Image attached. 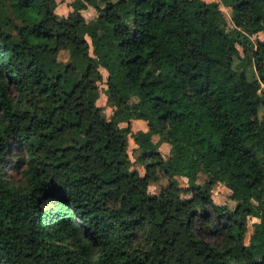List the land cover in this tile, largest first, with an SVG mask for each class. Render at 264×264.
<instances>
[{
	"label": "trees",
	"instance_id": "1",
	"mask_svg": "<svg viewBox=\"0 0 264 264\" xmlns=\"http://www.w3.org/2000/svg\"><path fill=\"white\" fill-rule=\"evenodd\" d=\"M57 5L0 0V264H264V40L249 38L264 32V0H73L66 16ZM236 44L252 77L233 68ZM217 183L234 210L213 202ZM202 224L228 246L199 238Z\"/></svg>",
	"mask_w": 264,
	"mask_h": 264
},
{
	"label": "rangeland",
	"instance_id": "2",
	"mask_svg": "<svg viewBox=\"0 0 264 264\" xmlns=\"http://www.w3.org/2000/svg\"><path fill=\"white\" fill-rule=\"evenodd\" d=\"M73 0H57V4L59 5L56 9V12L59 16H66L70 11V3ZM206 2L211 1H217V0H204ZM220 8L223 12V15L226 19V30H232L234 28L231 19H230V13L231 9L228 7H225L223 5H220ZM81 14L86 18V20L92 19L94 16H96V11L93 7L89 6L87 9L82 10ZM250 40H264V32H258L255 34H252L249 36ZM89 40V38H87ZM90 42V41H89ZM237 49L239 50V55L234 58L233 60V68L237 71L244 70L246 71L248 77H252L255 75V70L252 66V64L249 62L251 58L250 51L244 53L242 50V47L239 44H236ZM90 54H92V47L90 46ZM58 59L61 61H69L71 59L70 53L67 51L60 52ZM100 72L102 73V81L99 83V98L96 101V104L103 107L104 113L106 117L109 119L114 115V108H112L107 102V86L105 84L106 78H107V71L100 67ZM259 94L261 96H264V86L262 85ZM264 114V111L260 109V116ZM119 126H125V123H120ZM146 126V122L143 120H137L132 122L131 120V130L133 133L138 132L142 130ZM153 141H157L158 137L153 136ZM159 152L163 156L164 159H167L171 155L170 146L168 143H161L159 146ZM127 153L130 157V160L132 161V168L137 170L139 174H143V167L139 160L137 159V156L139 154V150L137 149V145L133 142V139L131 137H128V148ZM8 157L14 158L13 155L8 153ZM260 160H263V157L261 155H258ZM6 176L11 178L14 181H20L21 180V172L20 169L17 166L11 165V162L8 163L7 169H6ZM178 184L181 188L187 187V179L183 177H176ZM207 175L203 172H199L196 182L198 184H203L207 180ZM166 178L160 179L156 183H151L148 187V191L150 193H157L160 190V187H163L166 184ZM231 191L223 184L217 183L215 187L212 190V200L214 203L223 205L229 210H234L237 206L238 202L235 201L230 197ZM183 196H189L188 194H185V192L182 193ZM259 220L255 217H248L247 219V232L243 237V244L248 245L250 243V235L253 232L254 224L255 222H258ZM198 237L203 238L204 240L208 241L211 245L214 247L221 249L223 247L228 246L227 243V237L221 233L207 230L205 224L200 225V231L198 232Z\"/></svg>",
	"mask_w": 264,
	"mask_h": 264
},
{
	"label": "crops",
	"instance_id": "3",
	"mask_svg": "<svg viewBox=\"0 0 264 264\" xmlns=\"http://www.w3.org/2000/svg\"><path fill=\"white\" fill-rule=\"evenodd\" d=\"M58 6L59 5H57V7H56V9L58 8ZM134 121H137V120H132V122H134ZM147 129V127L145 126L143 129H142V131H145ZM156 137V136H155ZM158 137V136H157ZM158 141V140H157ZM154 142H156V141H154ZM164 143V142H163ZM160 145H161V143H160ZM170 146V145H169Z\"/></svg>",
	"mask_w": 264,
	"mask_h": 264
}]
</instances>
